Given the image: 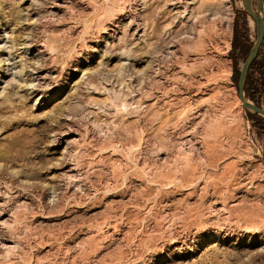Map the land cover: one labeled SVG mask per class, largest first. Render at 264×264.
Instances as JSON below:
<instances>
[{"label": "rangeland", "instance_id": "374dc122", "mask_svg": "<svg viewBox=\"0 0 264 264\" xmlns=\"http://www.w3.org/2000/svg\"><path fill=\"white\" fill-rule=\"evenodd\" d=\"M256 39L242 0H0V264H264ZM247 76L264 109V38Z\"/></svg>", "mask_w": 264, "mask_h": 264}, {"label": "water", "instance_id": "95a60500", "mask_svg": "<svg viewBox=\"0 0 264 264\" xmlns=\"http://www.w3.org/2000/svg\"><path fill=\"white\" fill-rule=\"evenodd\" d=\"M252 1L253 0H250V3L244 5V7L250 13V15L252 16L253 20L255 19V21H256L257 15H262L261 0H255L257 5H258L259 11H261V14L255 13L253 11ZM260 23H261V21H260ZM261 25L262 26L259 25L258 20H257V25H255L256 26V30H257V39H256V42H255V44L253 45V47H252V49L250 51V54H249L247 60L245 61L244 65H243V67L241 69L237 85H238V95L241 98V100L243 101L244 109L246 111L250 112V113L260 114V115L264 116V109H262L259 106L254 105L249 100H247L246 97H245L246 95L244 93L245 92L244 91V85H245L246 77L248 75V71L250 70L251 65L253 64V62L257 58V54H258L259 48H260V46H261V44L263 42V38H264V19H263V17H262V24Z\"/></svg>", "mask_w": 264, "mask_h": 264}, {"label": "bare ground", "instance_id": "6f19581e", "mask_svg": "<svg viewBox=\"0 0 264 264\" xmlns=\"http://www.w3.org/2000/svg\"><path fill=\"white\" fill-rule=\"evenodd\" d=\"M250 3V0H243V5H246V4H249ZM257 20H258V23H259V25L260 26H262L261 24H262V15H257V17H256V21H255V19H254V23H255V25H257ZM260 21H261V23H260ZM6 26V25H5ZM8 32V31H7ZM3 54H5V53H0V63H4V61L5 60H9L8 58H6L5 59V55L3 56V57H1V55H3ZM9 54V53H8ZM9 56V55H8ZM15 58L14 57H12L11 56V53H10V61L11 60H14ZM6 62V61H5ZM22 69H20V71H21ZM41 76V75H40ZM40 76H38V78L40 77ZM41 78V77H40ZM238 97H239V95H238ZM237 103H239L240 105H243V101L241 100V98L239 97L238 99H237ZM243 108H244V106H243ZM9 241V240H8ZM1 247H3V246H1ZM5 248V247H4Z\"/></svg>", "mask_w": 264, "mask_h": 264}, {"label": "trees", "instance_id": "16d2710c", "mask_svg": "<svg viewBox=\"0 0 264 264\" xmlns=\"http://www.w3.org/2000/svg\"><path fill=\"white\" fill-rule=\"evenodd\" d=\"M253 64H254V62H253ZM253 64L251 65V67L253 66ZM247 81H248V76L246 77V80H245L244 91L246 92V95L249 96V89L247 86L248 85Z\"/></svg>", "mask_w": 264, "mask_h": 264}]
</instances>
